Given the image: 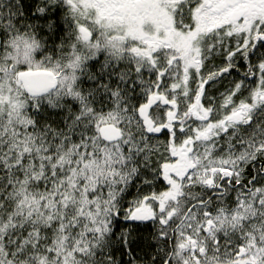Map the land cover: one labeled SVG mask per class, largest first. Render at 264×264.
<instances>
[{"label": "snow or ice", "instance_id": "snow-or-ice-1", "mask_svg": "<svg viewBox=\"0 0 264 264\" xmlns=\"http://www.w3.org/2000/svg\"><path fill=\"white\" fill-rule=\"evenodd\" d=\"M0 264H264V0H0Z\"/></svg>", "mask_w": 264, "mask_h": 264}, {"label": "trees", "instance_id": "trees-1", "mask_svg": "<svg viewBox=\"0 0 264 264\" xmlns=\"http://www.w3.org/2000/svg\"><path fill=\"white\" fill-rule=\"evenodd\" d=\"M142 231H143V234H144L145 236H147V230H143V229H142Z\"/></svg>", "mask_w": 264, "mask_h": 264}]
</instances>
